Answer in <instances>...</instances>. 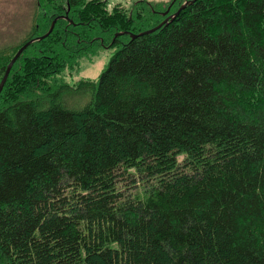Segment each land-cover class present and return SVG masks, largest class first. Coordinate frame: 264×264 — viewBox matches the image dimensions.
I'll return each mask as SVG.
<instances>
[{"label": "trees", "instance_id": "obj_1", "mask_svg": "<svg viewBox=\"0 0 264 264\" xmlns=\"http://www.w3.org/2000/svg\"><path fill=\"white\" fill-rule=\"evenodd\" d=\"M169 6L36 0L0 52L1 83L68 17L0 95V264H264V0L116 38ZM113 48L98 80L58 78Z\"/></svg>", "mask_w": 264, "mask_h": 264}, {"label": "rangeland", "instance_id": "obj_2", "mask_svg": "<svg viewBox=\"0 0 264 264\" xmlns=\"http://www.w3.org/2000/svg\"><path fill=\"white\" fill-rule=\"evenodd\" d=\"M106 1L111 9L117 5L129 8L133 4L142 2L143 0ZM144 1L153 4H162L169 0ZM35 10L36 0H0V52L10 51L25 41L32 29ZM114 52H116L115 48L100 49L94 57L82 60L78 68L72 71H64L58 78L71 85H75L82 79L98 80ZM65 104L69 108L75 107L79 109L72 98H65Z\"/></svg>", "mask_w": 264, "mask_h": 264}, {"label": "water", "instance_id": "obj_3", "mask_svg": "<svg viewBox=\"0 0 264 264\" xmlns=\"http://www.w3.org/2000/svg\"><path fill=\"white\" fill-rule=\"evenodd\" d=\"M193 2H194V0H193ZM193 2L185 3L184 5H182V6L180 7V9H179L175 14H173V15L170 16L169 18H166V19H165V20H164L159 26H157V27H155V28H153V29H150V30H148V31L142 32V33H140V34H133V33H130V32H120V33H117V34H116V38H117V37H120V36H123V35H130L131 39L134 40V39H137L138 37H141V36H146V35L153 34V33H155L156 31L160 30L161 28L168 26L170 22L174 21V20L180 15L181 11H183L184 9H186V7H187L189 4L193 3ZM166 14H167V13H166ZM166 14H164V15H166ZM60 19H68V17H67V16H63V17H58V18H56V19L54 20V22H53V24H52V26H51L49 32H48L45 36H43V37H41V38H38V39H33V40L29 41L28 43H26V44H25V45H24V46H23V47L17 52V54L14 56V58L11 60L10 64L8 65V67H7V69H6V72H5V74H4V77H3V79H2V81H1V83H0V95H1V93L3 92V89H4V87H5L6 83H7V80H8V78H9V76H10V73H11V71H12V69H13L15 63L18 61V59L23 55V53H24V52H25V51H26V50H27L32 44H34V43L37 42V41H43V40H45L46 38H48V37L51 35V33L53 32L54 27H55L57 21L60 20Z\"/></svg>", "mask_w": 264, "mask_h": 264}, {"label": "flooded vegetation", "instance_id": "obj_4", "mask_svg": "<svg viewBox=\"0 0 264 264\" xmlns=\"http://www.w3.org/2000/svg\"><path fill=\"white\" fill-rule=\"evenodd\" d=\"M194 1H196V0H194ZM189 2H193V0H169L168 2H164V3H162V4H164V5H166V3H170V6L167 8V11H165V12H162V17H164V19H166V18H168L170 15H172V14H175L179 9H180V7L182 6V5H184L185 3H189ZM150 3V2H149ZM174 4V5H173ZM177 6V5H179L178 6V8H176V10H172L171 9V6ZM190 5V4H189ZM169 11V12H168ZM168 12V14H166ZM164 14H166V15H164ZM137 18H138V16H137ZM124 32H131V33H134V34H136L135 32H133L132 30H125ZM124 36H128V37H130V35H124Z\"/></svg>", "mask_w": 264, "mask_h": 264}]
</instances>
